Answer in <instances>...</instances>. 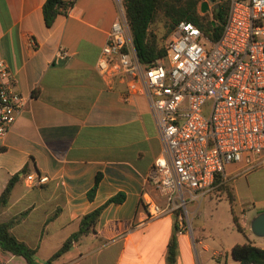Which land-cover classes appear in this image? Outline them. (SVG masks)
<instances>
[{
	"label": "crops",
	"instance_id": "crops-1",
	"mask_svg": "<svg viewBox=\"0 0 264 264\" xmlns=\"http://www.w3.org/2000/svg\"><path fill=\"white\" fill-rule=\"evenodd\" d=\"M45 2L0 0V57L28 101L0 140V195L26 165L30 174L49 178L40 186H30L26 179L17 183L8 205L0 209V223L27 212L11 232L37 248L36 260L45 264L80 229L83 216L123 192L126 200L104 210L96 232L52 264H169L174 235L175 264H239L232 255L235 245L250 241L264 249V237L251 231L252 221L264 213V167L237 174L241 166L231 165L223 177L233 187L235 214L247 236L238 231L241 236L210 241L215 229L194 225L187 214L190 203H198L193 214L199 212L207 197L199 193L194 199L186 193L185 208H177L182 204L177 198L176 211L147 221L146 200L168 206L154 169L163 150L157 120L146 97L128 95L126 80L116 78L111 86L97 71L118 16L116 0H77L52 27L45 24ZM62 51L69 56H60ZM99 173L102 180L91 200L89 191ZM243 202L257 214L250 219L245 209L239 214L236 205ZM182 209L188 229L179 235ZM0 260L27 264L10 253L0 252Z\"/></svg>",
	"mask_w": 264,
	"mask_h": 264
},
{
	"label": "built area",
	"instance_id": "built-area-1",
	"mask_svg": "<svg viewBox=\"0 0 264 264\" xmlns=\"http://www.w3.org/2000/svg\"><path fill=\"white\" fill-rule=\"evenodd\" d=\"M220 2H227L229 11L218 41H210L192 22L181 21L170 35L166 56L143 65L124 1L116 0L118 16L97 71L111 86L116 78L126 80L128 95L146 97L157 120L163 150L154 169L168 206L146 200L147 221L176 211L177 198L182 201L177 208H185L186 193L193 199L197 193L211 194L231 165L241 166L237 174L264 167V0L212 4ZM60 56L68 57L69 52ZM15 82L0 57V140L27 107ZM26 181L40 186L49 178L30 174ZM187 229L182 217L178 234Z\"/></svg>",
	"mask_w": 264,
	"mask_h": 264
},
{
	"label": "trees",
	"instance_id": "trees-1",
	"mask_svg": "<svg viewBox=\"0 0 264 264\" xmlns=\"http://www.w3.org/2000/svg\"><path fill=\"white\" fill-rule=\"evenodd\" d=\"M76 1L70 0H46L43 5V15L47 27H52L60 15H67L75 6ZM126 15L130 24L132 39L138 58L143 65H152L157 60L166 56V47L160 44L155 32L157 26L163 24L165 27L164 37L173 32L175 26L181 21L192 22L202 30L204 35L212 42L218 41L224 31L229 5L220 2L217 8L201 13V0H123ZM31 167L26 165L19 173L12 176L6 188L0 195V209L7 206L11 193L17 183L25 180L30 175ZM102 174L96 177L94 186L89 191V198L94 199L100 183ZM216 185L218 192L225 194L231 205L233 222L236 229L247 236L246 230L241 226L238 216L235 214L236 195L233 187L220 176ZM126 200L123 192L111 197L102 206L86 214L80 220V229L73 233L61 248L55 252L45 264H52L55 260L67 253L82 237L96 232L104 210L111 204H121ZM27 212H24L7 222L0 223V252L10 253L22 257L27 264H40L36 260L37 248H32L25 242L19 240L11 232L12 227L19 223ZM176 232L178 227L176 226ZM178 245L175 235L168 247V262L175 264L177 260ZM233 258L239 264H264V249L255 246L250 241L237 244L232 249Z\"/></svg>",
	"mask_w": 264,
	"mask_h": 264
},
{
	"label": "rangeland",
	"instance_id": "rangeland-1",
	"mask_svg": "<svg viewBox=\"0 0 264 264\" xmlns=\"http://www.w3.org/2000/svg\"><path fill=\"white\" fill-rule=\"evenodd\" d=\"M205 1L209 2V0H201L202 3ZM209 4V11H211L214 4ZM155 32L157 33V36L160 40V44L166 47L170 36L164 37L166 30L163 24L157 26ZM227 170L228 172L231 171V167H229ZM218 187L219 185H217L211 194L207 195L197 214L194 215L193 211L197 208L198 203H190L187 206V214L190 222H192L194 225H206L210 229H215L214 234L208 237L210 241H223L225 238L230 239L233 236H241V233H239L234 227L230 203L226 198L220 197L222 194L218 192ZM1 190L2 188H0V191ZM243 209L246 210V217L248 219L257 214L254 206L248 204L247 202H243L241 204L237 203L236 210L239 212V214H241L240 212ZM181 211L183 214V219L185 220L186 213L183 211V209ZM37 258L40 260V257ZM16 264H21V261H16Z\"/></svg>",
	"mask_w": 264,
	"mask_h": 264
},
{
	"label": "water",
	"instance_id": "water-1",
	"mask_svg": "<svg viewBox=\"0 0 264 264\" xmlns=\"http://www.w3.org/2000/svg\"><path fill=\"white\" fill-rule=\"evenodd\" d=\"M215 0H209V2L205 1L201 5V12L206 13L210 9L209 3H214ZM215 8L218 7V5L214 6ZM251 231L254 235L259 237H264V213L258 215L251 223Z\"/></svg>",
	"mask_w": 264,
	"mask_h": 264
}]
</instances>
